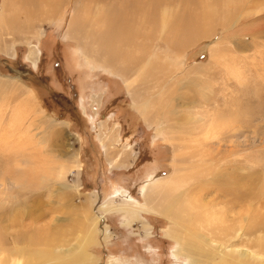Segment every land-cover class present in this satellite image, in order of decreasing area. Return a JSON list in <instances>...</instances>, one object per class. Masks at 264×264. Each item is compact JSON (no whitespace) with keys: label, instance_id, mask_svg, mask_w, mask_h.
Wrapping results in <instances>:
<instances>
[{"label":"rangeland","instance_id":"obj_1","mask_svg":"<svg viewBox=\"0 0 264 264\" xmlns=\"http://www.w3.org/2000/svg\"><path fill=\"white\" fill-rule=\"evenodd\" d=\"M24 1L7 0L0 17V239L10 252L24 238L29 264H264V0H169L176 19L206 15L207 35L177 52L145 42L153 62L143 69L108 61L92 38L111 0ZM44 50L59 52L35 72ZM63 61L70 79L48 89ZM19 88L56 121L31 129L36 150L5 137ZM20 172L28 180L16 186ZM187 174L211 183L197 205L216 206L212 227L202 217L206 229L179 231L178 242L166 218L116 210L119 193L149 209L150 180Z\"/></svg>","mask_w":264,"mask_h":264},{"label":"bare ground","instance_id":"obj_2","mask_svg":"<svg viewBox=\"0 0 264 264\" xmlns=\"http://www.w3.org/2000/svg\"><path fill=\"white\" fill-rule=\"evenodd\" d=\"M19 1H22L23 3L25 2L24 0H19ZM111 1L113 3L111 2V4L108 6V9L107 10L105 9L106 11H105V14H103V17L99 18L100 19L99 21H103V23L100 25L102 27V30L99 31L98 35L92 36V38L95 39L97 44L102 48L103 52L106 54L108 61L112 62L116 60H121L131 65H135V67H141V69H143V68H146V66L149 63L152 64L153 62L152 57L151 56L149 57V53L146 54L145 47H144L145 42L147 41L154 42L156 41V39H160V40L162 39L166 43H168L175 52H177V51H182L184 50V48L191 46L193 42H197V39L202 37L203 35L204 36L207 35L206 34L207 32H204L203 26L206 23L210 22V20H208V17L206 15L204 14L193 15L192 14L193 18H191L190 17L191 15H190V16H182V18H180L179 16L180 19H176L177 11H172L168 7L169 0H148L147 3H144V4L138 3L136 0L134 3L132 2L122 3V0H119V1L111 0ZM6 6H7V0H3V4L0 10V17L2 18L5 15L4 13L6 12V9H5ZM159 9H162V10H159ZM158 10L160 13L157 12ZM189 11L187 13H189ZM206 26L207 25H205V27ZM157 56L160 57L159 55ZM153 69H154V66L152 65L150 71L153 72ZM3 86L6 87L5 84ZM18 93L23 94L26 97L21 98L19 102L16 105H14L13 110H12L11 120L8 124V128L4 126L5 127L4 132L6 134L5 137L6 136L9 138H16V137L20 138L21 137L22 139L29 141V144L31 145V147H33V148L30 147V149L36 150L40 146L41 140L38 137H37V140L34 139L36 138L37 134H32L31 129L32 128L36 129L37 126H39L38 128H40V126L44 124L48 125L51 128V126H54L56 121L53 119H48L44 116V110L41 108L40 103L39 101H37L35 93L33 91H31L30 89L25 91L19 88ZM28 121H30V123L26 124ZM8 139L6 140L8 141ZM18 146L22 147L23 151L24 150L27 151L26 145L20 144V145H17V147ZM18 156L21 157L22 154H19ZM202 158H205V157H202ZM26 164L27 162H25L24 165L26 166ZM46 166H49V164ZM37 167L35 166L34 169L36 170V173L38 175V172H41L40 171L41 168H37ZM26 174H27L26 172L25 173L20 172L19 177L15 176V184L16 183L23 184L24 180H28V174L27 176ZM31 174H32V170H31L30 175ZM63 174L64 172L61 170L58 175L62 176ZM23 175L24 177H22ZM30 175L29 177H31ZM188 175L189 174H187V176L183 175L181 177L174 176L166 180H158V179L150 180V182L147 184V187H146L147 190L143 196L149 209H146L142 205H138L136 203L130 202L129 198L126 197L125 194L119 193L113 198L116 200L117 199L122 200L123 205H121L119 209H116V210L122 211V212L124 211L126 214H129V215H137L139 214L141 210L145 209L147 211L153 212L161 217L166 218L171 224V229L169 230V234L172 238H174L178 242L181 241V233L179 231H192L193 233L195 229L201 230L197 228H205V226L202 225L203 223L201 220L202 217L206 220L207 225L212 227V224H215V222H218L215 220V217H216L215 215L216 214L220 215V214H218V212L217 213L208 212L207 208L212 207L209 203L204 204L202 201L203 204L202 205L200 204V207L199 205H197V203H200L201 201L200 200L201 193L205 190L207 191V188L210 187L211 183L208 184V186L205 185V181L192 184L191 182H193L195 177L193 175H189V176ZM187 181L191 183L189 187H187L188 185ZM219 189H221V187ZM215 203L213 202L214 205ZM215 207H212L213 210H216L214 209ZM101 209L105 211L111 210L108 208L106 209L105 206H102ZM195 209H196V212L193 214V211ZM209 214H212V215L209 216ZM220 222H223V220L222 221L220 220ZM225 222L226 221H224L223 224ZM232 230L237 231L240 229H236L234 227L232 228ZM224 231H227V230L224 229ZM22 234H21V238L23 236ZM14 240H16L17 245L22 244V248L24 247L23 246L24 238L23 239L16 238ZM10 243H12V241ZM16 244L14 243V245ZM190 244L194 245V243L187 242L188 246H190ZM7 247L8 246L6 244V241H4V239L2 240L0 239V264H29L30 258H28L27 254L24 253V250L22 248L15 249L12 252H10V249H8ZM260 256H263V255L261 254ZM221 261H223L222 264L225 263L224 260H221Z\"/></svg>","mask_w":264,"mask_h":264},{"label":"trees","instance_id":"obj_3","mask_svg":"<svg viewBox=\"0 0 264 264\" xmlns=\"http://www.w3.org/2000/svg\"><path fill=\"white\" fill-rule=\"evenodd\" d=\"M42 52H43V54H41L40 63L36 67L38 69L35 70V72H39V73L43 72V68L44 67L48 68V66L49 67L51 66V61L49 60V57L57 54L59 51H54L53 50V51L50 52L51 54H49L47 52V50H44ZM61 57L64 60V55H61ZM69 65L72 66L73 64H69ZM69 65L65 61H63V62L59 63V66H58L59 70H57L56 68H53V75L51 77L49 75H47L48 76V80L51 82L50 86L46 85L48 89H52L54 87V83H55L56 79H59V81H68L70 79L71 70L69 69ZM50 69H51V67H50ZM54 73H56L59 78H56V77L54 78ZM32 75H33V73H32ZM49 81H47V82H49ZM41 85H38V86L42 87ZM33 89L36 91L34 86H33ZM72 93H73V91H72ZM73 95H74V93H73ZM50 102H51V99H50ZM76 108L77 107H74V110H76Z\"/></svg>","mask_w":264,"mask_h":264}]
</instances>
